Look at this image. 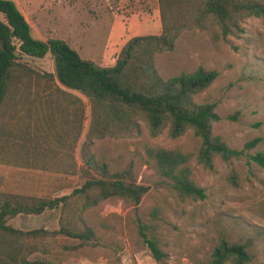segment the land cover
I'll use <instances>...</instances> for the list:
<instances>
[{"label": "rangeland", "instance_id": "1", "mask_svg": "<svg viewBox=\"0 0 264 264\" xmlns=\"http://www.w3.org/2000/svg\"><path fill=\"white\" fill-rule=\"evenodd\" d=\"M13 1L34 37L61 38L82 58L103 66L115 62L130 37L161 30L158 0ZM240 26L241 30L225 38L215 27L184 29L172 51L155 55L154 66L162 77L198 65L216 69L217 78L196 98L217 101L222 118L214 125V132L231 147L242 148L246 141L262 138L249 150L253 154L264 150V18L249 16ZM18 61L41 76L32 74L28 99L11 107L5 119L8 130L3 137L11 146L0 151L4 188L38 196L67 194L83 180L79 144L89 122L87 99L47 75L54 73L51 54L41 58L18 54ZM57 86L84 101L85 118L76 143L78 124L72 117L73 104L61 98ZM235 112V119L228 117ZM142 130L138 137L96 140L94 151L108 158L113 169L133 162L136 181L147 185V192L136 206L115 200L92 210L102 244L92 249L76 248L61 264H156L138 236V219L157 223L161 247L168 253L165 264H201L221 235L242 240L264 232V168L249 156L229 161L216 158L212 169L193 158V179L205 189L206 197L180 201L168 180L156 174L147 148L161 146L193 153L198 138L191 131L173 139L165 131L150 137L145 126ZM156 208L158 216L151 220V211ZM59 212L54 208L40 215L20 213L9 223L23 230L42 226L57 230ZM258 236L254 248L257 257L252 264H264V233ZM57 240L67 246L79 242L61 234Z\"/></svg>", "mask_w": 264, "mask_h": 264}, {"label": "trees", "instance_id": "2", "mask_svg": "<svg viewBox=\"0 0 264 264\" xmlns=\"http://www.w3.org/2000/svg\"><path fill=\"white\" fill-rule=\"evenodd\" d=\"M158 6L160 32L130 37L115 62L103 66L82 58L61 38L34 37L15 2L0 0V151L11 146L3 137L11 107L28 99L32 74L41 76L19 62L18 54L38 58L51 54L54 73L47 75L84 96L89 105L88 127L79 144L83 180L78 186L60 196H38L5 189L0 177V264H61L79 248L92 249L102 244L90 215L92 210L115 200L134 206L140 203L148 186L136 181L133 162L113 169L108 158L94 151L96 140L138 137L142 126L150 137L165 131L175 139L191 131L199 140L193 153L161 146L147 148L156 174L168 180L180 201L206 197L205 189L193 179V158L202 167L212 169L216 158L229 161L249 156L264 168V150L249 154L262 138H252L242 148L231 147L214 132V125L222 118L217 101L196 98L217 78L216 69L198 65L190 71L162 77L154 66L155 55L172 51L184 29L215 27L217 34L225 38L241 30L245 18H264V0H158ZM57 87L61 98L73 104L72 117L78 124L76 143L85 118L84 101L80 95ZM228 117L235 119L237 112ZM231 177L236 183L233 174ZM54 208L60 210L57 230L44 226L23 230L9 223L19 213L40 215ZM158 212L157 208L151 211V220L157 218ZM137 233L155 263L165 264L168 253L161 247L157 223L138 219ZM263 233L258 231L242 240L221 235L201 264H252L257 257L254 248L258 235ZM59 234L79 242L75 246L61 244Z\"/></svg>", "mask_w": 264, "mask_h": 264}, {"label": "crops", "instance_id": "3", "mask_svg": "<svg viewBox=\"0 0 264 264\" xmlns=\"http://www.w3.org/2000/svg\"><path fill=\"white\" fill-rule=\"evenodd\" d=\"M20 214V213H19ZM54 229H57V227L56 228H54Z\"/></svg>", "mask_w": 264, "mask_h": 264}]
</instances>
